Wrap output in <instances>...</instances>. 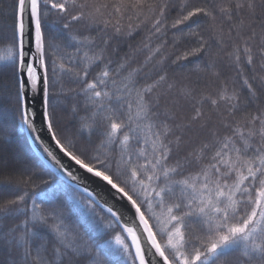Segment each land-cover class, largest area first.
<instances>
[{
  "label": "snow or ice",
  "instance_id": "snow-or-ice-1",
  "mask_svg": "<svg viewBox=\"0 0 264 264\" xmlns=\"http://www.w3.org/2000/svg\"><path fill=\"white\" fill-rule=\"evenodd\" d=\"M0 44V264H264V0H0Z\"/></svg>",
  "mask_w": 264,
  "mask_h": 264
},
{
  "label": "trees",
  "instance_id": "trees-1",
  "mask_svg": "<svg viewBox=\"0 0 264 264\" xmlns=\"http://www.w3.org/2000/svg\"><path fill=\"white\" fill-rule=\"evenodd\" d=\"M144 32H140L138 35H134L131 39H125L122 43L119 44L120 46V56H123L124 53L129 52L130 48L129 45H131L132 48L138 47L141 42H142V38L144 36ZM171 39V33H169V40ZM114 44L119 43L117 41L113 42ZM155 46V45H153ZM185 47L184 44L180 45L181 50H183V48ZM0 49H3V44H0ZM147 55L146 52L139 54L138 56V61H142L144 56ZM113 59L115 60H119V57H113ZM208 57L204 56L201 57L199 61L197 60H192L190 63L185 64L184 67L182 69H175V71L177 73H179L182 76H190L191 79L195 80L198 77L201 79V83L203 84L204 82H206L207 80L210 79V77L203 72H197L195 70V66L197 63H200V67L203 68L205 63L207 62ZM135 66V65H133ZM100 69L97 67L95 69H93V75L95 74V72L99 71ZM0 110H3V106H0ZM6 123L8 124L9 128H11V121L10 119L6 121ZM200 139H203V134L200 135L199 137ZM13 142H14V146H24V139L23 136L20 135L18 132H13ZM195 145L190 146L194 147ZM190 150V149H189ZM12 191L9 187H0V202H2L5 199H10L12 198ZM15 221H12L10 223H14ZM108 237L105 236L102 239H107ZM6 258V250L4 249H0V259H4Z\"/></svg>",
  "mask_w": 264,
  "mask_h": 264
},
{
  "label": "water",
  "instance_id": "water-1",
  "mask_svg": "<svg viewBox=\"0 0 264 264\" xmlns=\"http://www.w3.org/2000/svg\"><path fill=\"white\" fill-rule=\"evenodd\" d=\"M29 103H35V107L37 112H39V108H40V97L38 96L37 99L33 102V101H29ZM37 123H39V118H37ZM45 138L47 139L46 133H45ZM31 143V141H29V144Z\"/></svg>",
  "mask_w": 264,
  "mask_h": 264
},
{
  "label": "rangeland",
  "instance_id": "rangeland-1",
  "mask_svg": "<svg viewBox=\"0 0 264 264\" xmlns=\"http://www.w3.org/2000/svg\"><path fill=\"white\" fill-rule=\"evenodd\" d=\"M0 53H3V49H0Z\"/></svg>",
  "mask_w": 264,
  "mask_h": 264
}]
</instances>
